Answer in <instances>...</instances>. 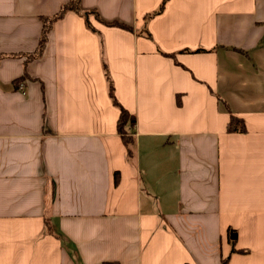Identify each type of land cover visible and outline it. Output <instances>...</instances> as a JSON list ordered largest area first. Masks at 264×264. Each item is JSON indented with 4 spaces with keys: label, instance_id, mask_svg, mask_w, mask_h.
<instances>
[{
    "label": "crops",
    "instance_id": "obj_1",
    "mask_svg": "<svg viewBox=\"0 0 264 264\" xmlns=\"http://www.w3.org/2000/svg\"><path fill=\"white\" fill-rule=\"evenodd\" d=\"M69 1L0 0V264H264V0Z\"/></svg>",
    "mask_w": 264,
    "mask_h": 264
},
{
    "label": "trees",
    "instance_id": "obj_2",
    "mask_svg": "<svg viewBox=\"0 0 264 264\" xmlns=\"http://www.w3.org/2000/svg\"><path fill=\"white\" fill-rule=\"evenodd\" d=\"M163 7H164V2L161 4L160 8L156 12L157 13L160 12L163 9ZM69 9H73V10L80 13L81 12L80 0H70L67 4L63 5V7H61L60 11L57 14H55L54 16L43 17V29H42V35L40 38L38 50L36 51L37 53H39L42 50V48L45 44V41L47 40L48 33L51 30L55 20L58 18H61L63 16V14ZM84 15L86 16L85 13H84ZM102 22H104L105 24L110 25V26H120V27L131 29V27H129L128 25H126L120 21H104L103 20ZM87 23L89 24V27H91L93 29V27L90 25L88 19H87ZM202 50L203 49H197L196 51H202ZM33 54H35V53H33ZM103 67H104V72H105L107 82H108L109 96H110L113 104L120 109V114H119V117L117 120V130H118V133L120 134L121 139H122V141L126 147L127 155L129 157H132L134 154L135 138L131 135L129 129L132 128L136 124V116H135V114L131 113L128 109H126L118 101V99L115 96L113 81L111 79L109 69H108V66H107L105 61L103 62ZM227 128L230 132H245L246 131V126H245L243 119L236 117L234 115L231 116V120L229 121Z\"/></svg>",
    "mask_w": 264,
    "mask_h": 264
}]
</instances>
